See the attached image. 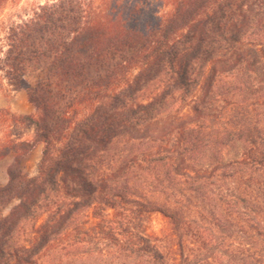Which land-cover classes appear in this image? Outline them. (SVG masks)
Returning <instances> with one entry per match:
<instances>
[{
    "label": "trees",
    "instance_id": "1",
    "mask_svg": "<svg viewBox=\"0 0 264 264\" xmlns=\"http://www.w3.org/2000/svg\"><path fill=\"white\" fill-rule=\"evenodd\" d=\"M157 2L6 26L0 73L34 112L0 109V264H264V0Z\"/></svg>",
    "mask_w": 264,
    "mask_h": 264
},
{
    "label": "rangeland",
    "instance_id": "2",
    "mask_svg": "<svg viewBox=\"0 0 264 264\" xmlns=\"http://www.w3.org/2000/svg\"><path fill=\"white\" fill-rule=\"evenodd\" d=\"M57 0H7L5 3V8L2 11V14L0 16V49L5 46L4 37L6 34V26L9 24L10 21H19L20 18L27 19L32 15V12L42 4L46 3H52ZM84 4H90L94 7H100L102 6L104 1H107L110 3L114 0H81ZM157 3L163 1V0H156ZM1 56V54H0ZM45 77V72L42 70H36V71H29L26 75V80L32 85L35 86L38 81L43 79ZM18 92H22L23 98L18 95ZM200 95V93L198 94ZM0 101L6 102L11 104L12 102H15L16 106H18V110H25L22 106L23 103L30 104L27 100V94L25 90H19L16 92H12L11 88L7 85L6 81H3L2 75L0 73ZM31 105V104H30ZM32 110H34L33 106L31 107ZM190 112V107H187L184 110V113ZM26 139H31L32 134L28 133L25 137ZM41 152H42V146L39 145L29 156H27L23 160V166L25 170L28 172L30 176H36L37 175V167L38 163L41 158ZM240 152V147L237 148H230L226 151V154L224 156V159L226 161H229ZM14 159V155L11 154L5 159L0 161V185H5L8 180L7 176V169L8 164L10 160ZM11 162V163H12ZM12 206V205H11ZM9 206L5 213H8L9 209L11 208ZM95 221L92 219L90 221V224L92 225ZM166 227V220L164 217L159 213H154L151 216L149 229L151 232H155L156 234H160L163 232L164 228Z\"/></svg>",
    "mask_w": 264,
    "mask_h": 264
},
{
    "label": "crops",
    "instance_id": "3",
    "mask_svg": "<svg viewBox=\"0 0 264 264\" xmlns=\"http://www.w3.org/2000/svg\"><path fill=\"white\" fill-rule=\"evenodd\" d=\"M21 93L22 92H18V95H20V97L23 98V94ZM21 107H23L25 110H18V106H16L15 102H12L11 104H9V103L0 101V109L10 108L13 113L22 114V115L32 114L34 112V110H32L31 108L32 105L30 104L28 105V104L23 103ZM11 162H12V159L10 160L7 167L10 166Z\"/></svg>",
    "mask_w": 264,
    "mask_h": 264
}]
</instances>
